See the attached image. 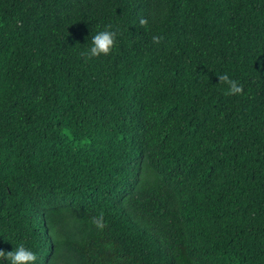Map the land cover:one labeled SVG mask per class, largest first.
Wrapping results in <instances>:
<instances>
[{
  "label": "trees",
  "instance_id": "obj_1",
  "mask_svg": "<svg viewBox=\"0 0 264 264\" xmlns=\"http://www.w3.org/2000/svg\"><path fill=\"white\" fill-rule=\"evenodd\" d=\"M20 243L264 264V0H0V251Z\"/></svg>",
  "mask_w": 264,
  "mask_h": 264
},
{
  "label": "clouds",
  "instance_id": "obj_2",
  "mask_svg": "<svg viewBox=\"0 0 264 264\" xmlns=\"http://www.w3.org/2000/svg\"><path fill=\"white\" fill-rule=\"evenodd\" d=\"M115 33L110 29H103L98 31L92 36L89 47L85 50L84 55L88 58L100 57L102 55L107 56L113 50L115 46ZM221 80L228 87L230 93L238 94L242 92V86H238L234 80H231L229 76L224 75ZM103 220L101 215L100 220L94 221L102 227L100 221ZM0 264H38V254L36 251L29 249L23 243L17 244L14 247V251L4 252L0 251Z\"/></svg>",
  "mask_w": 264,
  "mask_h": 264
}]
</instances>
